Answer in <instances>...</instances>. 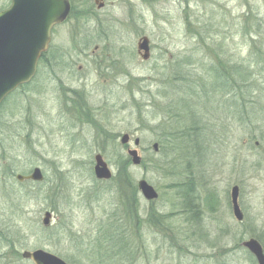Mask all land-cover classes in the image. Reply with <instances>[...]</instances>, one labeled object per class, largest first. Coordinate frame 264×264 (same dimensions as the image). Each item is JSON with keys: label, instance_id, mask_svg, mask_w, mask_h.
<instances>
[{"label": "rangeland", "instance_id": "rangeland-1", "mask_svg": "<svg viewBox=\"0 0 264 264\" xmlns=\"http://www.w3.org/2000/svg\"><path fill=\"white\" fill-rule=\"evenodd\" d=\"M100 1L72 0L32 81L0 105V264H34L22 253L35 249L105 264L107 245L111 264H258L244 242L254 237L264 249V0ZM221 63L258 70L247 83L261 90L250 94L242 81L246 101L211 92ZM185 126L205 147L200 154L176 138L196 179L187 198L174 187L186 180L181 161L161 146ZM97 154L110 179L96 178ZM37 166L44 180L16 178ZM141 179L156 199L143 196ZM190 205L196 211L185 213Z\"/></svg>", "mask_w": 264, "mask_h": 264}, {"label": "water", "instance_id": "water-1", "mask_svg": "<svg viewBox=\"0 0 264 264\" xmlns=\"http://www.w3.org/2000/svg\"><path fill=\"white\" fill-rule=\"evenodd\" d=\"M102 4H100V7ZM71 10L70 0H11V5L0 11V105L5 98L18 87L28 84L36 75L39 60L48 50L52 32L56 25L62 23ZM139 52L147 59L150 56V45L147 36L139 41ZM130 140L129 134L121 138L123 144ZM134 143L140 144L136 138ZM158 150V143H154ZM134 164L141 163L137 149H129ZM94 173L98 179H110L113 175L108 163L101 154L95 156ZM19 181L31 179L44 180L40 167H35L28 175L17 174ZM138 187L147 200L158 197L157 190L145 179L138 182ZM240 188L234 185L231 189L233 212L238 220H243V212L239 205ZM52 216L46 211L43 223L48 225ZM256 257L259 264H264V249L261 242L252 237L244 242ZM23 257L31 259L34 264H69L60 256L44 249L25 250Z\"/></svg>", "mask_w": 264, "mask_h": 264}, {"label": "trees", "instance_id": "trees-1", "mask_svg": "<svg viewBox=\"0 0 264 264\" xmlns=\"http://www.w3.org/2000/svg\"><path fill=\"white\" fill-rule=\"evenodd\" d=\"M5 7L6 6L3 3V0H0V11L4 10ZM71 11H72V9H71ZM254 44L255 43L252 41V48H256V45H254ZM257 54L260 57L263 55L261 52H259ZM44 56H45V54L42 55L41 60L44 59ZM221 64H222V67H216L215 68V66H214L211 69L213 71L212 76H211L212 82L210 85V88H212L213 90L211 92H213V91H217V92L222 91L223 92V89H224L225 90L224 92H226V94L228 93L229 95L231 94V96H233V95L238 96L239 99H241L242 101L243 100L246 101V98H244L243 94H244V92L247 94V92L244 88L245 86L242 84V81H246V85L250 90L249 93L251 94L253 91H255V87L258 88V84H257V86H255V83L251 84L249 82V84H248L247 82L249 79L253 80L254 75L258 74V70H252L251 67L240 68V69H236V68L233 69L232 68V70H230L228 68H224L223 63H221ZM239 83H241L240 86H239ZM26 85H28V84H25L23 86H26ZM205 85L206 84H203L202 87H205ZM222 86H224V88H222ZM258 90L260 91L261 89L258 88ZM14 92H12V93H14ZM10 95H8L7 98ZM182 98H184V97H182ZM185 98H187V97L185 96ZM184 101H186V104L191 105L188 100H184ZM172 135L173 136L176 135L175 140L171 139V138H168V139L165 138V140H162L161 146H163V150L165 151L166 157L181 161L178 164V167L181 168V170H182L180 172V174L186 175V180H183V181L179 182L178 184H175L174 187L177 188V194L180 197L187 198V197L191 196V194L195 191L194 183L196 182L195 174L193 175V174H190L188 172L190 167L189 166L187 167V166H185V164H183L185 162V159H187L191 155V153H190V151L186 152L188 154V156H185V157H183L181 154H175L178 151V149H177L178 147L176 145L177 143H175V141H176V138H178V137L188 139L191 143L194 142L193 144L198 146L197 149H195V150L197 151L199 149L200 154H202V152L205 150L203 148H205V147L203 144H200L199 142H201V143L204 142V141L202 142V138L204 135H201V133H198L196 128H192L189 126H185V128H182V130L180 132H178L179 136L177 135V132L175 134L172 133ZM170 141H171V143H170ZM167 146L168 147L170 146L171 148H168ZM184 207L185 208L183 210H185V213L187 211H196L192 207V205L184 206ZM189 219H190V217H189ZM116 227H115L114 233L115 232L117 233ZM117 229H119V228H117ZM121 238H120V240H121ZM111 241H113V239ZM123 242H124V238H123L122 243ZM106 244H107V242H106ZM124 246L131 248V245L128 243H125ZM99 247L102 248L101 250H103L102 244H100ZM104 248L106 249L107 252H104L105 254L102 255V257H101L102 260H100V262L101 263L104 262L105 264L115 263L112 261V258L110 256L111 252H112L111 246L107 245V247H104ZM112 248H114V247H112Z\"/></svg>", "mask_w": 264, "mask_h": 264}, {"label": "flooded vegetation", "instance_id": "flooded-vegetation-1", "mask_svg": "<svg viewBox=\"0 0 264 264\" xmlns=\"http://www.w3.org/2000/svg\"><path fill=\"white\" fill-rule=\"evenodd\" d=\"M95 1H100V0H95ZM70 3H71V5H72V0H70ZM100 4H102V6H105V2H104V0H101L100 1ZM101 6V7H102ZM247 248V247H246ZM248 249V248H247ZM249 250V249H248ZM250 251V250H249ZM251 252V251H250ZM251 254H252V256L255 258V260H257L256 259V257H255V255L251 252ZM258 262V261H257ZM259 264V263H258Z\"/></svg>", "mask_w": 264, "mask_h": 264}]
</instances>
